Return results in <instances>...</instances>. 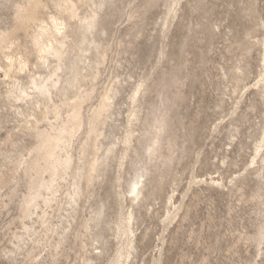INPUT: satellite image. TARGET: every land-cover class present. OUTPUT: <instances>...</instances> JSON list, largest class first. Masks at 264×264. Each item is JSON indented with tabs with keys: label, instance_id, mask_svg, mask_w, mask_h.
I'll list each match as a JSON object with an SVG mask.
<instances>
[{
	"label": "rangeland",
	"instance_id": "374dc122",
	"mask_svg": "<svg viewBox=\"0 0 264 264\" xmlns=\"http://www.w3.org/2000/svg\"><path fill=\"white\" fill-rule=\"evenodd\" d=\"M73 1L98 24L65 91L79 18L61 15L67 53L44 62L37 24L17 26L26 0H0V264H264V0ZM77 96L73 164L27 212L39 137Z\"/></svg>",
	"mask_w": 264,
	"mask_h": 264
},
{
	"label": "bare ground",
	"instance_id": "6f19581e",
	"mask_svg": "<svg viewBox=\"0 0 264 264\" xmlns=\"http://www.w3.org/2000/svg\"><path fill=\"white\" fill-rule=\"evenodd\" d=\"M54 1H55L57 10L59 12L56 15L53 14V16L50 18V22H47L41 18V13H42L41 11L45 7L42 0H26V2L23 3V5L17 6L16 20H17V26H19V28L28 27L31 24H37L38 33L34 36L33 42L35 46L37 47L36 50L38 51L39 57L43 59L44 62L49 61L48 56L57 57L58 60L61 62L63 61L64 56L67 53L65 49L66 42L63 41L64 38L67 37V35H64V33H62L64 21L61 15L63 13L66 14L69 12L70 17L79 18V20L81 21V26H83V29H85V32L84 34H82V37L77 40L78 42H75L74 49L76 48L78 50V54L76 55L78 57V61L72 60V65L70 64L71 66L67 67L70 73H69V76H66L67 79L64 81L67 83V87H65V91H68L76 87L77 82H79L80 71L78 70L77 62L82 60L83 58L82 54L85 50H87L86 48L85 49L83 48L86 42L85 40L87 39V36H88L86 34L95 27V23L97 20V19L95 20V17L97 15L95 12L94 15L81 19L79 15L77 14L73 0H54ZM58 34L64 35L61 40L56 39L57 42H59L60 46L53 44V42L50 40V36H57ZM3 35L0 37V49L4 47L5 45L4 42L6 41V38H5L6 35L5 37ZM9 38H10V35L9 37H7V39ZM61 66H62L61 63L58 64L56 67V70H59ZM50 80L51 79L40 81V83L35 84L34 88H36L40 93H43L44 95H49L51 92V87H55L58 81V80H55L51 82ZM29 94L30 93H28V95ZM28 95L26 97H28ZM71 98L72 99L68 101L69 115L64 125L58 128L54 133L42 132V134L39 137V144L37 146L38 149L36 151L37 158L35 159L34 162H32L30 166V171L32 172V176H30L32 179V187H31L32 193L25 202V209L27 212L31 210L30 208L32 206L39 204L38 202L41 199L42 190L51 189L54 186V182L56 181L55 177L57 175L58 168L61 166L63 167L66 166L67 168H69L71 164H73L70 158L62 159L60 157V150L62 148V145H64L70 138H72V136L76 135L78 131L80 130V127H82L84 117L83 118L81 117L80 115L81 112L79 113V109H80L79 107L85 102V98L83 96L82 97L77 96V97H74V98L71 97ZM109 99L110 97H107V96L103 98L102 100L103 102L100 108L96 111L95 116L100 117L102 112L106 110V108L108 107V102H110ZM46 173L49 174V177H48L50 178L49 180H46V178H44V175ZM139 183H140L139 181H135L132 186V189L130 190L131 194L134 196V199L135 198L138 199L139 194L141 192V190L138 189ZM122 233L125 236H127L130 242H132L131 241L132 236H129V234H132V230L129 229V227L128 229L124 230V232Z\"/></svg>",
	"mask_w": 264,
	"mask_h": 264
}]
</instances>
